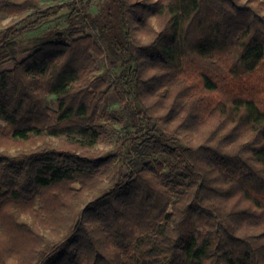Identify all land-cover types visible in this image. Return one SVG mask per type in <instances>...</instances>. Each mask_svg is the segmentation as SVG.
I'll use <instances>...</instances> for the list:
<instances>
[{"label":"trees","instance_id":"16d2710c","mask_svg":"<svg viewBox=\"0 0 264 264\" xmlns=\"http://www.w3.org/2000/svg\"><path fill=\"white\" fill-rule=\"evenodd\" d=\"M0 15V264H264V0Z\"/></svg>","mask_w":264,"mask_h":264},{"label":"rangeland","instance_id":"374dc122","mask_svg":"<svg viewBox=\"0 0 264 264\" xmlns=\"http://www.w3.org/2000/svg\"><path fill=\"white\" fill-rule=\"evenodd\" d=\"M53 1H58L60 3H68V2H72L73 0H42V2H44V3H51ZM0 16L3 17L4 23H8L12 19V16H5V15H0ZM67 26H68V22L65 18H61L57 22H52V27H57V29L59 31L63 30ZM41 31L42 30L31 32L24 39H22L20 47H19L18 57H17L19 60L23 59L28 54H30V52L32 51V49L34 47V43L31 41L30 38L32 36H34L35 34L41 33ZM80 34H78V35H80ZM13 65H14L13 61H8L3 65V68H11V67H13ZM97 74L106 77V79L108 81H111L116 77V72L109 70L106 58H102L99 60V72ZM52 106H54L55 108L57 107V102L54 99H52ZM101 110H102V112L114 110L118 116H125V117L127 116V114L124 111H122L120 108V98H119V96L115 90L111 91L108 99L102 104ZM121 126L122 125H120L118 123L116 124L117 132L113 133L114 142L118 141L124 133ZM113 145L114 144H101L99 147L104 148L105 150H112ZM135 156H136V154L134 153V155H132L130 157L123 158L122 160H121V158H119V164L121 166V171H125L127 169L128 164H130V158H133ZM146 157L152 158L153 156L150 153ZM127 160H129V161H127Z\"/></svg>","mask_w":264,"mask_h":264},{"label":"water","instance_id":"95a60500","mask_svg":"<svg viewBox=\"0 0 264 264\" xmlns=\"http://www.w3.org/2000/svg\"><path fill=\"white\" fill-rule=\"evenodd\" d=\"M76 7V5H73L72 7L66 6L64 8H62L59 12H57L55 15L50 17V20H54L58 17H61L65 14H68L72 9H74ZM60 34H62V32L60 31Z\"/></svg>","mask_w":264,"mask_h":264}]
</instances>
